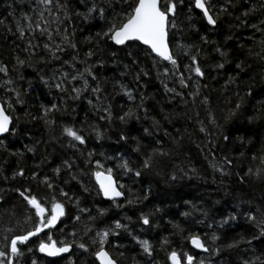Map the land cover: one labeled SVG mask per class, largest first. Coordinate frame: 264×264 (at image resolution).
<instances>
[{"label":"trees","instance_id":"trees-1","mask_svg":"<svg viewBox=\"0 0 264 264\" xmlns=\"http://www.w3.org/2000/svg\"><path fill=\"white\" fill-rule=\"evenodd\" d=\"M257 3L258 0H251V4ZM57 4L62 6L57 12L61 17L64 11L63 6L67 5L69 15L67 20L62 19L59 22V26L61 31L67 30L71 33L72 41L78 46L79 56L83 57V53L90 49L95 52V57H89L84 66L96 64V58L104 62L102 65L97 64L93 69L97 81H92L90 77L88 79L90 86L94 87L97 82L102 86L103 95L107 97L113 117L121 115L122 111H127L129 107L135 108L141 94L149 97L144 101L147 112L137 109L139 119L130 118L127 124H121L115 119L111 123L107 119L102 121L99 119L101 113L86 103L88 99H92L94 103L96 101V98L90 96L86 90L81 93L79 99H65L62 112L49 116L55 123L46 132L43 122L39 119L32 120L31 117H39L41 105L48 106L53 101L59 103L61 96H67L68 93H60L54 87H46L41 82L40 76L50 77L54 69L64 60H70L75 53L71 49L58 53L59 64L48 59L42 47L43 43L48 41L39 32L34 33L35 42L41 45L39 49H33V52L37 54L30 55L25 52L24 49L29 41L27 32L34 29H25V36L21 38L17 31V24L20 27H24L25 24L34 26L39 22L35 13L41 9L36 6V0H0V21H3L0 23V65L7 69V75L0 73V103L4 99L12 103L13 125L18 129L16 135L6 134L0 137L5 140L7 148V151L0 149V174H2L0 189L4 190L0 192V246L6 245L11 235H19L31 230L36 222L34 213L31 210L26 212L27 205L10 189L30 186L31 194L43 197L45 203L53 194L49 193L46 187L39 186L37 182L26 181L19 177L7 181L3 179V177H11L12 172L20 166L24 168L26 176L32 171H37L38 175H48L58 184L54 192L58 199H60L59 189L63 188L73 199L80 198L79 207L89 210L87 214H81L80 222H73L71 217L77 214V208L71 203H66L67 217H61L56 225L43 228L40 233L30 237L24 244H18V248L24 254L19 258L20 264H31L33 260H36V264H49V262L68 264L69 253L61 257H47L37 252L36 246L41 240L47 242L49 236L57 243L61 239L65 241L72 239L68 233L73 231H76L77 239L83 242L84 237L80 236L79 232L88 216L96 218L94 221L96 228H102L110 224L112 220L119 219L122 223H128L129 230L134 235L140 239H148L152 244V255L147 256L141 254L139 246L126 232H121L118 237H109L106 247L119 258L120 264H133V261L135 264H170L167 260V252L173 249L177 251L178 256L182 257L187 252L197 262L204 260L205 264H239L240 259L250 258L253 253L260 255L264 252V238L254 240L251 245L241 243L238 250H224L216 256L196 251L186 240L189 233H196L210 246H216L227 244L240 237L247 240L248 237L257 235L251 223L244 219L243 212L236 221H231L227 225L218 226L216 221L236 209L237 201L243 202L245 209L249 206L257 208L264 206V179L254 180L251 177H245L243 183L237 179L238 176L243 177L249 170L254 172L264 168L260 159L264 156V59L256 55V53L264 54V24H261V21H264V12L253 13L245 20L246 25H256V28L237 27V17L250 6L249 0H230L229 3H225V0H210L215 16L218 17L217 25L211 27L206 25L201 13L189 9L187 2L178 9L177 24L178 29L182 31L177 29L172 31L176 33V38L180 39L181 43L200 47L203 57L201 66L205 69L203 79L193 77L201 84L199 95L195 98H189L187 93L197 89L189 86L181 90L178 84L168 82L169 87L183 91L184 99L187 101L184 103L179 97L172 100V94L163 91L161 81L157 78V70L153 68L151 57L147 53L141 56L137 67L130 66L129 70L125 71L124 65L127 61L120 59L123 53H117L115 59L118 63L115 64L112 62L113 57L109 55L116 52L117 46L111 45L110 42L100 43L97 50L95 39L83 40L85 36L101 30L108 16L104 17V22L97 17L95 26L92 27L90 26L92 22H86L82 16L75 15L77 11H86L81 0H52L47 10L42 13L49 21L52 20L50 12L57 11ZM221 5L227 9L223 14L220 13ZM25 14L29 15L27 21L23 19ZM67 21H71L70 28L66 27ZM48 26L50 31H56L50 24ZM257 28L260 31H257ZM201 35L206 37L208 44L200 41ZM55 42H60L59 37H55ZM172 44H175V40ZM143 47L141 45V48ZM216 47H222L228 55L222 59L213 51ZM250 51L253 54L250 55ZM13 55L24 60L25 65H16ZM177 56L179 57L178 67L183 71L184 65L189 63L188 58L182 51L177 52ZM40 57H44V62L40 61ZM217 63H223L224 68L214 69L213 65ZM237 63L241 64L242 71L236 69ZM78 68L79 64L73 63V69ZM140 68L149 72V75L141 76L136 82L133 77ZM62 70L72 71L67 66H64ZM229 76L235 78L234 82L225 84ZM9 79L12 85H4L3 81ZM117 80L133 88L135 97L133 101H129L119 92L114 83ZM137 83L144 85L142 91L137 87ZM5 87L18 90L22 94L24 103L15 104L14 97L4 91ZM25 88L28 89L27 92H24ZM249 92L251 94H248ZM203 96L209 98L207 105L201 103ZM239 100L243 101L241 108L225 121L224 115L229 109H234ZM210 114L216 120L215 126L210 122ZM146 116L158 121L159 129H154L151 119H147ZM66 123H74L78 128H82L87 136L86 144L78 145V152L64 147L59 141L50 139L53 135L59 136L60 125ZM93 126L101 131L99 140L92 132ZM200 127H204L206 131L201 133ZM144 128L152 132L151 137L144 134ZM24 132L28 135H23ZM121 132L127 135L126 142L119 140ZM165 132L168 133L167 136ZM177 137L180 139L174 145L173 140ZM156 140H160L161 144L156 145ZM36 141L40 143L37 144ZM45 141L48 143L45 144ZM137 142L139 151L133 152L132 149L137 147ZM27 145L33 146L34 152H27L25 150ZM207 145H211V148ZM156 147L167 151L168 156L153 157L152 169H143L141 167L143 159L147 157L151 149ZM17 149L21 153L19 157L9 155V152ZM209 151H213L218 164L222 163V157L231 161L230 165L222 164L225 169L224 176L209 168ZM89 152L90 158L100 160L104 168H113L114 179L124 185V195L118 198V202L124 204L123 208L112 206L110 201L97 196L95 192L84 193L76 181L68 178L64 169L53 176L52 169L67 158L77 161L73 166V172L77 168L81 172L91 171L84 165V158ZM117 152L121 153V158L128 161L129 167L141 172L139 177L132 176L130 173L121 174V170L116 168ZM107 157L112 159L108 160ZM37 164L40 165L39 168L35 167ZM190 168L197 170L195 175L191 173L188 176L181 175L182 171L186 172ZM174 173L177 179L173 182L169 180V177ZM66 180L67 183H65ZM81 182L88 186L90 191L95 183L90 178H84ZM145 187L150 188L147 199H141L134 205L125 204L126 200L133 198L129 194L130 190L136 198H142ZM185 201L207 211L208 215L204 216L201 212L193 211L189 204H185ZM156 208L160 211L154 212ZM97 209L107 211L103 216H98ZM142 212L153 213L152 227L138 223V216ZM181 213H191V215L182 216ZM25 216H28L27 221L24 220ZM125 217H131V220H125ZM197 221L202 222L197 223ZM177 225L178 228L175 227ZM5 229L11 231L6 232ZM213 233L219 238L216 245L207 239ZM162 239H165L166 243L162 244ZM113 241L117 247H112ZM28 249H32V252L29 253ZM121 252L124 254L123 257H119ZM70 254L73 264H93L94 258L87 253H82L75 246L70 249Z\"/></svg>","mask_w":264,"mask_h":264},{"label":"snow or ice","instance_id":"snow-or-ice-1","mask_svg":"<svg viewBox=\"0 0 264 264\" xmlns=\"http://www.w3.org/2000/svg\"><path fill=\"white\" fill-rule=\"evenodd\" d=\"M185 2L188 3L189 9L196 10L201 13L203 20L206 22L207 26L215 27L218 22V17L215 16L214 9L210 4V0H81L82 6L86 9L84 12L77 11L75 15L77 17H83L86 22H92L90 26H95V21L97 17L101 22H104V17L108 16V20L104 23L101 30L93 33L92 35L85 36L84 41H90L95 39L97 41L96 49L99 50L100 43L110 42L111 45L117 46L116 52L109 53L113 57L112 62L118 63V60L115 59L117 53H123L120 56V59L126 60L124 68L125 71H128L130 66L135 68L137 67L139 60L142 55L147 53L152 60V65L155 70H157V78L160 79L163 91L165 93L172 94V100L179 97L182 102L187 103L184 99L183 91H177L175 87H169L168 82L173 84H178L180 89H187L189 86L197 91H189L187 96L189 98H195L199 95V89L201 84L199 80H195L193 77L203 79L205 77V69L201 66V60L203 59L201 55L200 47L196 45H185L181 43L180 39L176 38V33L172 30L178 29L177 18L179 15L178 9L182 7ZM230 0H225V3H229ZM52 3V0H36V6L41 9V11L36 12L35 15L39 21L34 26L30 24H25L24 27H20L17 24V31L20 34V37L25 36V29H34L29 30L27 35L29 41L27 47L24 49L25 52L31 54H37L33 52V49H39L41 45L35 42L34 33L39 32L43 38L48 42L43 43L42 47L48 55V59L56 61L58 64L60 62V56L58 53H64L66 49H71L74 55L71 56L70 60H64L63 63L52 71L50 77H45L44 75L40 76L41 82L46 87H54L60 93H68L67 96H61L59 103L53 101L50 105L44 106L41 105L39 108V117L33 116L32 120H41L45 125V131L48 132L52 128L55 121L50 119L49 116L53 113L62 112L65 99L76 100L81 97V93L88 91L90 96L96 98L95 103L92 99H88L86 103L89 107L94 108L96 111L100 112V120H108L109 123L115 120H119L121 124H127L130 118L139 119L137 114V109L141 112H147V109L144 107V101L149 99L148 96L140 95L139 102L136 107H129L127 111H122L121 115L113 117L111 106L108 103L107 97L103 95L102 86L99 82L96 85L90 86L89 77L92 81H97V77L93 73V69L97 64L102 65L104 62L99 58H96V64H88L87 59L89 57H95V52L89 50L83 53V57L79 56L77 52V44L72 41L71 33L67 30L61 31L59 22L67 20L69 12L67 11V5L63 6V16L57 14L61 10L62 6L60 4L56 5L57 11H51L50 15L52 20L49 21L46 17L43 16V11L47 10V6ZM246 7L243 12L237 17V27L248 26L256 28V25H246L245 20L253 13L264 12V0H258L257 4H251ZM119 6V8H117ZM111 11V15H109ZM227 9L224 5L220 6V13L223 14ZM230 15V13H229ZM25 21L29 20V15H23ZM3 23V21H0ZM55 28L56 31H50L49 26ZM261 24H264V21H261ZM68 28L71 27V21H67ZM260 31L259 28L256 29ZM55 37H59V43L55 42ZM200 41L203 44H208L209 41L204 35L200 36ZM230 39V38H229ZM175 40V44H172V41ZM138 42V43H137ZM141 45L144 46L141 48ZM182 51L183 55L188 58L189 63L184 65L183 71L178 67L177 52ZM214 52L218 53L219 56L223 59L228 53L222 47H216L213 49ZM250 55L253 54L249 53ZM260 55L261 59H264V54L256 53ZM13 60H15L16 65H25V61L19 59L13 55ZM40 61L44 62V57H40ZM73 63H78L79 68L73 69ZM30 67L31 64L29 63ZM64 66H67L72 71L62 70ZM214 69H223V63H217L213 65ZM236 69L242 71V66L240 63L236 64ZM0 73L7 75V69L0 65ZM123 75V73L121 74ZM149 72L145 71L143 68H140L136 75L133 77L134 81L138 82L141 76H148ZM234 77L229 76V79L225 81V84H231L234 82ZM115 86L118 88L119 92L123 96L127 97L129 101H133L135 97L133 96V88L128 87L121 83L119 80L115 81ZM4 85H12V81L4 80ZM77 86H72V85ZM137 87L142 91L144 88L143 84L137 83ZM207 87V85H203ZM5 92L11 94L14 97V103L17 105L23 104L24 100L22 94L12 88L5 87ZM28 89L25 88L24 92H27ZM248 94H251L249 92ZM201 103L207 105L209 103V98L203 96ZM243 101L239 100L234 109H229V111L224 115V120L227 121L231 116L236 114V111L241 108ZM95 114V112L93 113ZM154 129H159V122L151 117ZM19 119V118H17ZM165 119L167 117L165 116ZM210 122L215 126L216 120L209 116ZM251 119V118H250ZM199 131L204 133L206 130L204 127H200ZM92 132L94 133L97 140L101 138V131L95 126L92 127ZM143 132L146 136L151 137L152 132L148 128H144ZM18 129L13 125V112H12V103H9L8 99H4L0 103V137H4L6 134L16 135ZM23 135L27 136L28 133L24 132ZM167 136L168 133L165 132ZM51 140L59 141L64 147L72 148L79 151L78 145H84L87 142V136L84 133L82 128H78L74 123H66L60 125L59 136H51ZM135 139V137H133ZM180 138L177 137L173 140V144L177 143V140ZM226 139V138H225ZM120 141H127L128 137L126 134L121 132L119 135ZM37 144L40 141H36ZM45 144L48 142L45 141ZM156 145H160L161 141L156 140ZM214 143V142H213ZM211 148V145H207ZM0 149L7 151L5 147V140L0 138ZM25 150L29 153L34 152V147L27 145ZM133 152L139 151V143L137 142V147L132 149ZM168 152L162 150L160 147L153 148L149 151L147 157L143 159L141 167L145 170H150L153 167L152 160L153 157H166ZM9 155L19 157L21 155L19 149L14 152H9ZM81 155H84L81 153ZM91 153L89 152L84 158V165L91 169L89 172H81L79 168L73 172V166L76 165L77 161L71 158L63 159L61 163L54 169H52L53 176L60 173L61 169H64L68 178L72 181H76L84 193L95 192L97 196L103 197L106 200L111 202V205L116 208H123L124 204H120L117 198H120L124 195L123 188L124 185L120 184L117 180L114 179V170L113 168H104L100 160L91 159ZM209 168L213 172H218L221 176L225 175V169L222 164H231L230 160L222 157L220 164L216 163L215 156L213 151H209ZM117 164L116 168L121 170V174H131L132 176L139 177L141 172L139 170H134L129 167L128 161L121 158V153H116ZM255 158V157H254ZM108 160H111L112 157H107ZM261 163L264 164V156H261ZM35 167L39 168L40 165L37 164ZM197 170L195 168H190L186 172H181L182 176H188L189 173L195 175ZM2 176V174H0ZM23 178L24 180L37 182L39 186L46 187L49 193H53L49 198L47 203H45L43 197H37L32 193L31 187H16L10 189L22 201L27 205L25 211L34 213L36 222L31 230L24 231L22 234L11 235L10 240L7 241L6 245L0 246V264H20L19 258L24 255L18 248V244H24L29 237L35 236L37 233H40L43 228H50L53 225H56L57 221L61 217H67L68 213L66 211V203H71L74 207L77 208V214L72 216L71 219L73 222L81 221V214H87V208H81L78 206L79 197H73L69 193L65 192L63 188L59 189V197L54 194L55 189L58 187L57 182L50 178L48 175H38L37 171H32L30 175H25V170L23 167L17 166L11 174V177H3L5 181L8 179ZM245 177H251L254 180L264 179V168H259L256 171H247L244 173L243 177L238 176L237 179L243 183ZM84 178H90L95 183L92 185L90 191L89 187L86 186L81 181ZM199 178V177H197ZM177 175L174 173L169 177L170 181H175ZM67 183V180L65 181ZM4 191L0 189V192ZM225 191H227L225 189ZM144 196L142 198H136L134 194L131 193L133 198L125 201L127 205L138 204L141 199H147L150 194V188L145 187L143 189ZM185 204H189L193 211L201 212L202 215L207 216V211L199 208L196 205H191L189 201H185ZM107 210L106 209H97L98 216H103ZM160 211L159 208L154 209V212ZM243 212L244 219L251 223L252 227L256 230L257 235L248 237L245 240L243 237L234 239L227 244L216 245L217 240L219 239L215 233L207 237L208 240L212 241L213 245L210 246L206 241L196 233H189L186 237L187 242L194 248L201 250L202 252L210 253L212 256H216L218 253L224 250H238L241 243L251 245L254 240L259 238H264V206L261 207H252L249 206L245 209L243 202L237 201V207L233 211H230L227 215H224L221 220L216 221L218 226L227 225L231 221H236L239 218L240 213ZM153 213L142 212L138 216V223L142 226L151 225V216ZM182 216L191 215V213H181ZM95 217L88 216L87 221L84 223V226L80 230V236L84 237V241L77 239L76 231L69 232L68 236L72 237L65 241L61 239L59 243L53 241L51 236H49L48 241L45 242L41 240L36 246V251L44 254L47 257H61V254L69 253L68 264H73L72 256L70 254V249L75 246L76 249L81 250L82 253H87L94 258L93 264H120V260L117 256H114L106 247L109 237H118L121 232H126L128 236L131 237V240L137 244L141 250V254H146L147 256L152 255L153 246L148 239H140L137 235H134L130 230L128 223H122L119 219H114L110 224L105 225L102 228L94 227ZM24 220H28V216L24 217ZM125 220L130 221L131 217H125ZM46 221V222H45ZM202 221H197L201 223ZM175 227H179L178 225ZM212 227V225H209ZM5 231H11L10 229H5ZM183 231V230H181ZM94 233V234H93ZM161 243H166L165 239H162ZM112 247H117L113 241ZM29 253L32 252V249L27 250ZM123 252L119 253V257H123ZM167 260L170 264H205L204 260L197 262L192 255H189L187 252L183 256H178V253L175 249L167 252ZM31 264H36V260H33ZM51 264V262H49ZM135 264V261H133ZM239 264H264V252H261L260 255H253L250 258L240 259Z\"/></svg>","mask_w":264,"mask_h":264},{"label":"water","instance_id":"water-1","mask_svg":"<svg viewBox=\"0 0 264 264\" xmlns=\"http://www.w3.org/2000/svg\"><path fill=\"white\" fill-rule=\"evenodd\" d=\"M121 198V197H120ZM118 199V198H117ZM30 238V237H29ZM192 247V246H191ZM193 248V247H192ZM194 249V248H193ZM196 251H198V252H202L201 250H198V249H195ZM44 255V254H43ZM61 255H63V254H61Z\"/></svg>","mask_w":264,"mask_h":264}]
</instances>
